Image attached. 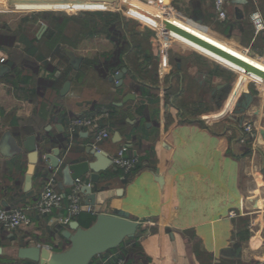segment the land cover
<instances>
[{"label":"crops","instance_id":"1","mask_svg":"<svg viewBox=\"0 0 264 264\" xmlns=\"http://www.w3.org/2000/svg\"><path fill=\"white\" fill-rule=\"evenodd\" d=\"M160 1L168 3L174 15L169 24L194 36L166 27L175 39L241 76L229 77L221 66H211L201 57L204 62L194 63L193 55L172 48L168 37L158 36L152 21H145L143 15L154 17L152 8ZM12 2L20 9L55 8L66 14L23 18L36 31L19 34L10 22H0V33L14 36L12 43L0 45V66L9 67L0 77V207L34 203L52 177L67 203L76 186L64 184L62 170L50 166L46 155L55 147L61 148L62 159L78 162L91 158L86 154L90 145L112 160L123 145H129L140 168L125 176L113 163L107 175L91 183L97 192L122 189L105 200L103 212H125L142 223V233L125 245L128 264H264V79L255 80L261 76L245 71L238 61L264 71V32L255 33L251 17L256 10L264 16V0H227L225 19L219 17L215 0L128 1L105 11L85 9L102 6L88 0H0V13L16 11ZM96 12L121 14L128 23L130 41H146L151 66L146 68L141 53L132 48L125 55L127 72L120 84L112 79L115 74L102 77L85 64L86 59L114 49L104 33L89 34L88 24L99 19L73 16ZM53 17L69 18L61 53L51 47L46 35ZM43 25L47 29L41 33ZM99 38L106 48L88 46ZM64 46L83 57L78 69L70 64ZM247 72L254 73V78ZM60 76H66L61 83ZM40 79L48 83L39 84ZM66 81L71 86L62 94ZM140 85L148 87L150 95H143ZM194 85L198 94L193 92ZM223 87L229 92L219 103ZM245 91L254 100L239 114L236 104ZM128 93L136 99L117 105ZM110 105L122 109L114 118L117 129L108 125L110 115L101 119L110 138L96 143L97 129L68 133L71 118L110 112ZM249 123L252 130L247 132ZM115 132L121 140L113 139ZM7 133L15 141L5 142ZM31 134L37 137L39 154L28 182L32 161L24 142ZM58 138L65 141L59 145ZM84 199L82 195L83 204ZM233 210L237 215L231 217ZM65 215L62 207L45 215L31 213L29 226L0 227V264H16L23 246L38 244L57 251L69 247V239L62 235L69 228L62 222Z\"/></svg>","mask_w":264,"mask_h":264},{"label":"water","instance_id":"2","mask_svg":"<svg viewBox=\"0 0 264 264\" xmlns=\"http://www.w3.org/2000/svg\"><path fill=\"white\" fill-rule=\"evenodd\" d=\"M95 1L114 2L115 0ZM165 24L168 29H174L185 33L187 36L194 37L189 32H185L176 26H172L168 21H165ZM46 29L47 26L43 25L41 33ZM209 46L221 53L229 55L227 52L215 48V46L210 44ZM63 51L69 58L72 67L78 69L83 61V57L79 56L68 46H64ZM238 61L241 65L245 66V71H256L259 75L264 77V71L246 64L241 60ZM8 70V66H0V77ZM126 72L127 68L124 67L121 71L117 72L112 79L118 80V83L121 84ZM70 86L71 81H66L61 93L66 94ZM134 99H136V95L134 93H128L123 98L122 102L116 104L121 106L129 100ZM253 100V94L250 91H245L236 104L237 113H244ZM113 139L115 141L121 140L119 132H115ZM4 140L5 142H9V140L15 141L10 133L5 135ZM24 147L29 151L32 161L27 175L28 182H31L39 154L37 137L35 134H31L26 138ZM61 154V148L55 147L51 153L46 155V158L50 161L49 163L51 167L62 170L64 184L74 185L76 187L80 186V194L85 195L83 211L90 212L93 209V213L97 215V218L88 228L82 227L77 219L72 220L69 223V228L62 231V235L70 241L69 247L64 250L57 251L46 246L34 244L20 247L18 250V257L20 259L30 260L36 264H91L96 256L118 248L128 238H134L142 223L130 218L129 214L125 212L117 211L115 213H106L102 211V206L108 197L122 192V189H112L100 192L94 191L93 189L91 183H98L103 175H107V170L113 168V160L105 151L90 145L86 150V154L90 155L91 158L78 162H74L69 158L62 159ZM68 154L69 152H67L66 155ZM62 184L60 183V187H62ZM237 250L239 251L240 247H238Z\"/></svg>","mask_w":264,"mask_h":264},{"label":"built area","instance_id":"3","mask_svg":"<svg viewBox=\"0 0 264 264\" xmlns=\"http://www.w3.org/2000/svg\"><path fill=\"white\" fill-rule=\"evenodd\" d=\"M89 2L97 3V4H104L106 6L95 7V8H85L91 10H98V11H105L110 9L111 6L115 4L118 5L119 2H128V1H135L138 2L140 0H115L114 2L108 1H95V0H88ZM227 0H215V7L219 14V17L222 19L227 18V12L225 10V2ZM13 3V7L16 11H33V10H26L20 9L15 7ZM116 9H120L119 6ZM157 12L154 14V18L156 21H152L151 26L153 29L156 30L158 36L160 37H170L172 35L171 31L166 29V24L164 21H167L169 17L172 16L170 11V6L165 1H160L158 6L155 8ZM44 10H57V9H44ZM163 15L168 16L163 17ZM252 21L255 28V33L257 35L264 32V16L259 10H256L252 13ZM164 19V21H162ZM158 21V22H157ZM158 23L161 24L158 25ZM174 37V36H173ZM5 61V58L1 59V62ZM261 76V75H260ZM254 78V77H253ZM255 80H263L264 77L261 76L260 78H254ZM109 117L108 111H103L99 114H88L77 116L71 118L68 124V133L72 136L76 131L79 129L87 128V129H97L95 135L96 143H100L103 140H106L111 137V132L108 128L101 127V119ZM245 130L247 132L252 130V125L246 124ZM113 163L117 168H121L126 174L131 172L135 165L138 163V158L134 156L128 146L123 145L116 155L113 158ZM65 205V196L57 189L56 180L52 177L47 184L44 186L43 190L40 193V196L37 201L32 204H28L25 206L15 207V208H4L0 207V227L13 230L17 229L21 226H29L32 224V217L31 213H38L41 215L49 214L54 209H60ZM67 215L63 216L62 222L64 224L70 223L74 220V217L79 215L83 211V200L82 195L80 194V186H77L76 189L68 195V204L66 205ZM263 210H264V202H263ZM237 215L236 211H231L230 216L234 217ZM115 254H109L107 258L102 259L99 264H123V260L120 259L119 262L111 263L113 256ZM19 264H30L28 261L21 262Z\"/></svg>","mask_w":264,"mask_h":264},{"label":"trees","instance_id":"4","mask_svg":"<svg viewBox=\"0 0 264 264\" xmlns=\"http://www.w3.org/2000/svg\"><path fill=\"white\" fill-rule=\"evenodd\" d=\"M89 16H91L92 19L93 18L99 19V21L94 20V22L88 24L87 30L89 34L104 33L110 39V41L114 44V49L109 53L102 54L100 57L97 56L91 59H86L85 64L93 66L102 77H106L109 74H116L117 72L121 71L124 67H127L125 55L129 50L133 48L135 50L137 49V51L141 53L142 55L141 57L144 59V61H146L145 67L148 68L151 66L150 65L151 55L148 53V51H146V46H145L146 41L144 40L136 41V39L134 42L130 41V36H131L130 29H128V23L125 21V19L123 18L121 14L114 13V12H96V13L89 14ZM68 19L69 18H64L61 21L57 19L56 17H53L51 19L52 24L47 30V34H46L51 44V47L52 48L56 47V49L60 53L62 51V44L66 42V39L62 36V33L65 29L66 22L68 21ZM13 41H14V36L0 33V45L6 44V43L7 44L12 43ZM31 66H34V65L31 64ZM83 66L79 69V71H82ZM52 75H55V71L52 72ZM65 79H66V76H60L59 82L61 83ZM45 83H48L47 80H44V79L39 80V84L44 85ZM139 88L143 95H150V89L146 87L145 85H140ZM142 107L143 105L140 104L137 108L140 110ZM109 108L111 109V111L109 112L111 113L109 114L111 117L109 118L107 123L114 129H117L116 123L118 122L116 120L114 121V118L116 114H118L120 110L122 109L116 106H112V105H110ZM89 114H95V113H89ZM63 140L65 141V138H58L57 140H55V143L61 145ZM129 149L131 148L129 147ZM139 168H140V165L138 162L133 168V170L127 174L121 168H117V170L122 175L128 176V175L135 173ZM67 204H68V201L64 205L65 210H66ZM96 218H97L96 214H93L91 212H84V211H82L79 215L74 217V219H77L80 225L84 228H88L89 226H91L95 222ZM68 226H69V223L65 224L64 227H68ZM142 231L143 229H141V226H140L134 238H128L118 248L109 250L104 254L96 256L92 260L91 264H93L95 260L99 258L100 256L106 257V255L111 254V253L115 254L112 260L110 261L111 263L119 262L120 259H122L127 262L126 264H128L130 262V258L128 256L129 251L127 250L125 245L128 241L137 238L138 235L142 233ZM24 261H28L30 264H36L27 259H20L16 264H19Z\"/></svg>","mask_w":264,"mask_h":264},{"label":"rangeland","instance_id":"5","mask_svg":"<svg viewBox=\"0 0 264 264\" xmlns=\"http://www.w3.org/2000/svg\"><path fill=\"white\" fill-rule=\"evenodd\" d=\"M73 1L74 0H72V2ZM71 5L72 4H69V5L66 4L65 6H71ZM11 8H14V7H11ZM152 10H153V13L157 12V10L155 8L154 9L152 8ZM42 14L44 16L51 17L53 15L63 16L66 13H64L63 11H56V10H52V11L51 10H33V11H24V12H21V11H1V13H0V22L7 23V24L10 22L11 26L13 27V31L16 34H19V32L21 30L23 32H29L30 30L32 32H35L36 31L35 26H33L34 27L33 29L28 27L29 26L27 24L28 22L23 21V18L33 17L35 19V18L40 17ZM73 16H75V17H83V16H85L86 18L91 19V16H89V14L87 15V14H83V13H78V14H73ZM172 16H174V15L172 14ZM143 17H144L143 19L145 21H148V20H149V22H150V20L151 21H156L154 17L150 18L149 16H146V15H143ZM163 17L164 18L165 17L168 18V16H166V15H163ZM162 21H164V19ZM21 22L23 24H21L19 26V24ZM26 24L28 26H26ZM75 26L76 27L79 26V23H77V25H75ZM150 26H153V25L150 24ZM170 41H172L171 43H173L172 48L177 49V50H181V51H184L185 53H189V54L193 55L194 56L193 57L194 58L193 59L194 63H202V62H204V61H202L203 59H200V57H201V58H204L205 60H207L208 64L211 65V66H215V67L216 66H221L223 68L224 73H226V75H228L229 77L230 76H232V77L234 76V79H237V78H239L241 76V74L238 71H235L234 69H232V68H230V67H228V66H226V65H224V64H222V63H220V62H218V61H216V60H214V59H212L210 57H207L206 55H204V54H202V53H200V52H198V51H196L194 49H191L190 47H188L184 43H182L179 40L175 39L173 37V35H170V37L168 38V42H170ZM91 44H93V45H89V43H88V46L92 47V48H96L97 47V48H100V49H104V48L107 47V44L103 40H101L100 38H99V40H97L96 43L92 42ZM249 72H247V73H249ZM253 74L254 73H251V74L249 73V75H251V77L252 76L254 77ZM193 84H195V83H193ZM192 89H193L194 93L198 94L199 89L196 88V85L192 86Z\"/></svg>","mask_w":264,"mask_h":264},{"label":"flooded vegetation","instance_id":"6","mask_svg":"<svg viewBox=\"0 0 264 264\" xmlns=\"http://www.w3.org/2000/svg\"><path fill=\"white\" fill-rule=\"evenodd\" d=\"M221 90H222V92L220 94L221 96L219 97L220 98L219 103H221L223 101V99L227 96V93L229 92V90L224 88V87Z\"/></svg>","mask_w":264,"mask_h":264},{"label":"bare ground","instance_id":"7","mask_svg":"<svg viewBox=\"0 0 264 264\" xmlns=\"http://www.w3.org/2000/svg\"><path fill=\"white\" fill-rule=\"evenodd\" d=\"M102 6L104 5V4H101Z\"/></svg>","mask_w":264,"mask_h":264}]
</instances>
